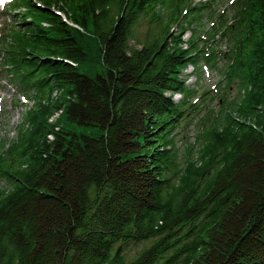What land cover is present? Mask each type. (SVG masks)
I'll use <instances>...</instances> for the list:
<instances>
[{
	"label": "trees",
	"instance_id": "1",
	"mask_svg": "<svg viewBox=\"0 0 264 264\" xmlns=\"http://www.w3.org/2000/svg\"><path fill=\"white\" fill-rule=\"evenodd\" d=\"M211 7L9 6L0 73L34 104L0 144V264H264V0H236L202 39ZM202 60L223 62L238 96L221 90L217 116L182 155L177 136L198 109L183 74L200 75Z\"/></svg>",
	"mask_w": 264,
	"mask_h": 264
},
{
	"label": "rangeland",
	"instance_id": "2",
	"mask_svg": "<svg viewBox=\"0 0 264 264\" xmlns=\"http://www.w3.org/2000/svg\"><path fill=\"white\" fill-rule=\"evenodd\" d=\"M198 1V0H195ZM9 1L3 0L0 3V12H2L5 7L9 6ZM227 0L221 9L226 8ZM24 10L22 9V12ZM6 12V10L4 11ZM0 13V43L4 41L6 33L15 24V21H11L5 13ZM203 31V27L200 28L198 33ZM145 32L144 26L138 29V36H143ZM187 36V35H185ZM2 39V40H1ZM220 50L225 49V45H219ZM203 71L200 72L199 77L193 75L190 79H186L187 85L192 86L197 90V97L190 100V104L195 103L198 105L196 111H189L190 116L185 121V125L179 131L177 136V144L180 153L184 155L187 152L188 145L195 142V137L201 131V128H208L213 119L217 116V112L220 108V95L221 90L227 88V100H232L237 98L239 88L235 86H228L226 81V68L224 63L218 62L215 67H209L206 64H200ZM192 67H188L185 71V75H190ZM206 93V94H205ZM205 94V96H203ZM59 95L58 92H54L53 97ZM19 91V89L12 85L8 80L5 79L0 73V144L2 141L7 140L5 146L7 148L10 140H13L17 136L18 126L23 121V116L25 112L33 105V100L26 97ZM180 95H176L175 99L179 100ZM72 130L77 133H84L89 136H96L101 131L99 128L91 126H83L73 124L70 126ZM1 151V149H0ZM141 245L133 248L140 249Z\"/></svg>",
	"mask_w": 264,
	"mask_h": 264
},
{
	"label": "snow or ice",
	"instance_id": "3",
	"mask_svg": "<svg viewBox=\"0 0 264 264\" xmlns=\"http://www.w3.org/2000/svg\"><path fill=\"white\" fill-rule=\"evenodd\" d=\"M3 2V0H0V3H2Z\"/></svg>",
	"mask_w": 264,
	"mask_h": 264
}]
</instances>
